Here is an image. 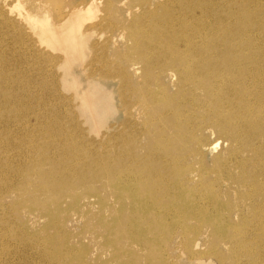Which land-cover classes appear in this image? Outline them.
Returning a JSON list of instances; mask_svg holds the SVG:
<instances>
[{"label": "rangeland", "instance_id": "374dc122", "mask_svg": "<svg viewBox=\"0 0 264 264\" xmlns=\"http://www.w3.org/2000/svg\"><path fill=\"white\" fill-rule=\"evenodd\" d=\"M74 1L78 0H61L60 3L57 2V7L60 6L62 12L67 13ZM80 1L82 0L78 2ZM194 1L198 7L196 12L199 13V21L212 20L210 25L214 23L210 29L203 26V35L196 36L198 40H192L199 46L197 54L229 50L235 54V58L243 59L248 56L250 63L256 62L264 69V0ZM140 2L115 0L110 4L109 11L106 0H99L89 7L87 4L82 12L81 20L85 27L102 24L98 27V33L86 37L84 60L74 63L68 80H74L80 93H87L91 98L92 117L100 124V128H95L94 123L82 115L84 110L78 105L79 99L74 96L77 104L74 99L71 101L69 97L73 92L65 90L62 82L58 80L56 72L57 65L62 61L61 52L47 47L48 53L41 51L43 46L40 40L33 37V30L28 26L27 21L30 19H25L28 13L37 12V6L42 4V0H0V16L18 24L21 30H10L0 25V39L5 41L4 45H0V49L8 56L9 80L17 81L22 85V91L24 89V92L29 94V112L42 110L40 117L30 118L33 123L42 122L44 129L55 125L54 128L59 125L65 128V135L53 138V134L45 133L44 139L52 141L48 146L50 148L67 143L70 156L66 157L65 162L75 161V168L71 169L75 170L73 178L81 175L77 170L88 164L109 170L104 157L108 152L114 157L117 156L124 135L144 142L145 138L136 131L137 124L143 121L138 102L142 104L143 100L151 98V92L175 90L172 74L159 73L156 63L149 70L146 69L145 62L139 56L141 49L138 47L144 39L153 42L152 46H155L156 40H161V47L146 50L152 60L160 51L188 49L190 38L194 36L193 25L198 20L190 15L193 11H188L186 6L180 7L181 0L157 8L159 19L142 20L143 5ZM209 8L217 13L208 17L207 13L211 11ZM50 9L48 21L53 24L54 18ZM180 17L190 21L188 26L178 22ZM167 26L170 27L169 31H165ZM88 117L90 118V115ZM35 128L29 125L24 130L28 132L29 137H26L29 141L27 147L32 149L37 146V150L41 131ZM217 131L207 125L203 130H193V142H215L214 140L221 136V132ZM58 139L62 140L59 142ZM228 148V141L222 137L218 148H209L202 152V158L196 151L189 153L194 168L200 171L208 169L207 179L216 178L214 189L218 191L228 188L229 183L225 178L219 177L220 172L215 178L212 177L214 175L209 167H213L218 157L226 155ZM45 149L47 156H55L56 150L51 153ZM38 155L44 156V153ZM60 155L64 156L62 153ZM242 155H248L250 159L248 182L255 187L252 199L248 200V207L257 201L262 202L264 206V188L259 187L257 178L251 177L255 172H260L255 162V154L248 151ZM78 158L82 160L79 161ZM233 172L238 174L237 170ZM87 180L93 181L90 176ZM254 180L258 181L251 182ZM28 185L34 186L35 183L29 181ZM207 187H213V183H205L203 188ZM77 190V197L85 196L83 188ZM113 194L112 188L102 192L106 197L105 206L93 192H88L91 197L85 196L78 204H74V197L63 199L60 207L56 209V222L48 227V216L38 212L35 205L42 202L51 204L55 196L46 201L38 196L29 200L28 207L31 211L27 207L23 213H17L19 217L22 213L20 224L27 237L23 239L24 242L18 243L16 237L11 235L7 242H17L15 249L7 250L5 245L0 249V254L5 255L7 264H10L9 261L11 264H58L57 261L60 260L54 257V251L59 248L63 251L59 257L69 252L71 256L67 259L73 258L75 264H264V207H249L242 219L235 213H227V210L218 214L208 211L202 213L204 216L199 219L188 218L190 221L186 220L185 225L170 223L168 220L165 225L154 230L156 226L150 221L148 231L135 225L131 230L136 236L145 233L146 247L140 250L138 241L134 239L129 244L131 253H122L116 250L117 247H122L121 242L124 239L121 233L111 231L100 224L102 220L117 223L120 231L125 225L122 221L124 214ZM220 221H232L240 225L235 229L220 228L216 226ZM108 232H111L116 245H106L104 238ZM122 232L124 236L125 232ZM35 235H39L40 240L34 239ZM157 235L162 239L152 241ZM228 235L231 239L225 240ZM189 239L197 240V248L191 246ZM161 257L163 262L156 261ZM220 257L223 259L220 260ZM60 264L70 263L63 261Z\"/></svg>", "mask_w": 264, "mask_h": 264}, {"label": "bare ground", "instance_id": "6f19581e", "mask_svg": "<svg viewBox=\"0 0 264 264\" xmlns=\"http://www.w3.org/2000/svg\"><path fill=\"white\" fill-rule=\"evenodd\" d=\"M60 1L42 0V4L37 6V12L28 13L25 19H30L27 21L28 26L33 30V37L40 40L43 46L41 51L48 53L47 47L61 52L62 61L60 60L57 65L56 72L59 82H62L65 90L73 92L74 95L69 97L71 101L79 99L78 105L84 110L82 115L91 120L95 128H100V124L92 117L91 98L87 93H80L74 80H68L74 63L84 60L86 37L98 33V27H101L102 23L85 27L81 20L85 6L89 4V7L99 0L74 1L67 13L62 12L60 6L57 7V2ZM114 1L106 0L108 10ZM140 1L143 5L142 20L146 18L157 20L160 18L157 8L179 2V0ZM185 6L188 11H193L190 15L198 20L193 25L194 36L190 38L188 49L160 51L152 60L146 50L161 47V40H156L155 46H152L153 42L144 39L138 47L141 49L139 56L145 62L146 69L149 70L156 63L159 73L172 74L175 90L151 92V98H146L142 104L138 102L143 121L137 124L136 131L145 140L140 142L139 139L124 135L117 156L114 157L108 152L104 157L109 166L107 171L94 164H88L77 170L81 175L72 177L75 176L73 174L75 170L71 171L75 168V161L65 162L66 157L70 156L67 152L69 149L67 143L50 148L48 146L52 141L44 139L45 133L58 138L65 133V128L63 125L54 128L55 125L44 129L42 122L33 123L30 120L33 116L40 117L42 110L29 112V94L25 93L24 89L22 91V85L17 81L9 80L8 56L0 49V249L7 245V250L13 251L17 242H24L23 239L27 236L20 224L22 211L28 207V201L37 196L43 201L55 196L51 204L35 203L38 212L48 216V227L56 222V209L60 207L63 199L74 197V204H78L85 196L91 197L88 192H93L100 197L102 205L105 206L106 197L102 192L112 188L119 209L124 214L122 221L125 225L121 228L125 232L124 236L122 230H118L120 228L117 223L102 220L100 224L111 231L121 233L124 239L121 242L122 247H117L116 250L122 253L130 252L129 244L134 239L138 241L140 250L146 247L145 233L136 236L131 230L135 225L144 228V231H148L150 221L156 226L154 230L165 225L168 220L170 223L185 225L188 218L199 219L204 216L202 213L208 211L218 214L227 210V213H235L242 219L249 207H264L259 201L248 207V200L252 199L255 187L248 182L250 159L248 155H242L248 151L255 154V162L260 172L259 174L255 172L251 177L257 178L259 187L264 188V69L256 62L250 63L248 56L243 59L235 58V54L229 50L197 54L199 46L193 41L198 40L196 36L203 35L201 30L203 26L210 29L214 23L210 25L212 20L199 21V13L196 12L198 7L194 0H181L180 7ZM48 8L52 11L53 24L48 21L50 18ZM210 10L207 13L208 17L217 13ZM178 22L188 26L190 21L180 17ZM0 25L10 30L21 31L18 24L9 22L5 17L0 16ZM169 30L170 27L167 26L165 31ZM44 43L47 45L44 46ZM4 44V39H0V45ZM29 125L41 131L37 150H35L37 146L32 149L27 147L28 132L24 129ZM206 125L214 131H220V138L224 137L229 143L226 155L218 157L213 167H209L214 175L212 177L215 178L220 172L219 177L228 181V188L221 191L214 189L216 178L207 179L209 170L200 171L194 168L189 157L191 151H196L202 158V152L209 148H218L220 145V138L214 140L215 142L204 140L193 142V130L196 132L203 130ZM45 148L51 153L56 150L55 156L50 154L47 156ZM38 153H44V156ZM61 153L64 156H61ZM78 160L81 161L82 158ZM233 170H237L238 174ZM89 176L92 182H88ZM29 181H33L35 185H28ZM207 182L213 183V187L203 188ZM78 188H83L84 197H77ZM28 210L31 211L29 207ZM20 212L21 217L17 215ZM239 225L232 221H220L216 224L217 227L230 229L239 228ZM11 235L16 237V243L7 242ZM34 239L40 240L39 235H35ZM104 239L108 246L115 244L111 232H108ZM161 239L157 235L152 241ZM229 239H231L229 235L225 237V240ZM189 241L192 242V247L197 248L199 244L197 240ZM62 253L60 248L54 251V257L60 260L57 261L58 264L63 261L75 264L73 258L67 259L71 256L69 252L60 258L59 255ZM221 259L223 257H220ZM156 261L163 262V257L157 258ZM9 263L11 264L10 261ZM0 264H7L5 255L0 254Z\"/></svg>", "mask_w": 264, "mask_h": 264}]
</instances>
